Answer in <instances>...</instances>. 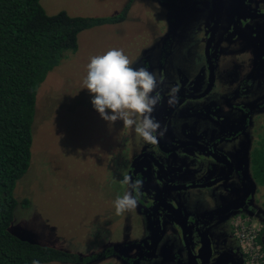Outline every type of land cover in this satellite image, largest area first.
<instances>
[{"label":"flooded vegetation","instance_id":"af4514ba","mask_svg":"<svg viewBox=\"0 0 264 264\" xmlns=\"http://www.w3.org/2000/svg\"><path fill=\"white\" fill-rule=\"evenodd\" d=\"M138 1L174 21L131 65L157 76L162 99L152 116L164 135L156 144L138 137L128 152L120 142L94 154L96 160L117 162L119 168L111 170L123 194L124 174L143 181L134 193L137 222L128 220L125 236H103L96 249L84 253L67 243L50 244L73 257L40 264H248L233 222L240 217L259 226L264 255V190L252 172L253 151L264 140V8L248 20L245 11L252 7H241L246 18L232 28L223 15L224 0ZM242 37L255 47L234 71L221 54L241 49ZM179 52L183 64L172 58ZM171 87L179 89L172 106ZM110 164L97 161L103 177Z\"/></svg>","mask_w":264,"mask_h":264},{"label":"rangeland","instance_id":"374dc122","mask_svg":"<svg viewBox=\"0 0 264 264\" xmlns=\"http://www.w3.org/2000/svg\"><path fill=\"white\" fill-rule=\"evenodd\" d=\"M128 1L39 0L46 13L64 9L71 15L91 16L116 14ZM248 5L252 10L246 9L245 13L251 20L250 13L262 11L264 0H224L223 15L232 28L246 18L240 9ZM154 7L156 10L132 0L121 20L81 29L76 36V49L66 51L46 73L36 92L29 164L12 190L17 203L8 230L14 235L39 244L60 243L59 248L68 244L73 251L84 253L96 249L99 239H105L103 236H125L128 220L137 222L134 209L121 215L115 212L114 201L124 188L116 186L111 168L118 169L119 165L110 158L96 160L94 154L115 145L118 148L120 142L123 151L128 152L138 136L132 129L124 128L122 121L109 126L100 117L91 104L92 95L83 89V78L91 57L122 49L132 61L145 47L153 45L169 24L172 28L174 21ZM254 47L245 37L241 49L223 52L221 56L231 59L234 70ZM182 54L172 58L183 64L186 59ZM114 138H118L117 144ZM97 161L111 163L107 166L108 176L103 177L105 170L101 171ZM23 198L28 202L25 206L18 202Z\"/></svg>","mask_w":264,"mask_h":264},{"label":"trees","instance_id":"16d2710c","mask_svg":"<svg viewBox=\"0 0 264 264\" xmlns=\"http://www.w3.org/2000/svg\"><path fill=\"white\" fill-rule=\"evenodd\" d=\"M126 7L107 16L46 13L39 0H0V264L71 260L61 249L30 242L8 227L17 203L12 190L27 169L37 89L66 51L77 47L86 27L119 21ZM253 176L264 185V140L253 151ZM23 206L26 198L18 201Z\"/></svg>","mask_w":264,"mask_h":264},{"label":"clouds","instance_id":"9594fccd","mask_svg":"<svg viewBox=\"0 0 264 264\" xmlns=\"http://www.w3.org/2000/svg\"><path fill=\"white\" fill-rule=\"evenodd\" d=\"M131 65L132 61L122 49H111L103 55L93 56L83 78V89L92 95L93 108L109 126L122 121L124 128L132 129L146 143L156 144L158 136L164 135L160 123L152 116L162 99L157 91V76L145 67ZM178 91V87L170 88V106L177 102ZM121 184L127 186V190L114 201L117 215L137 207L134 193L138 194L143 181H133L130 175L124 174ZM32 264H39V261L33 260Z\"/></svg>","mask_w":264,"mask_h":264},{"label":"built area","instance_id":"2783aa9c","mask_svg":"<svg viewBox=\"0 0 264 264\" xmlns=\"http://www.w3.org/2000/svg\"><path fill=\"white\" fill-rule=\"evenodd\" d=\"M234 234L243 250L248 264H263L264 255L257 239L259 226L236 217L233 222Z\"/></svg>","mask_w":264,"mask_h":264},{"label":"water","instance_id":"95a60500","mask_svg":"<svg viewBox=\"0 0 264 264\" xmlns=\"http://www.w3.org/2000/svg\"><path fill=\"white\" fill-rule=\"evenodd\" d=\"M13 234V233H12ZM18 237V236H17ZM20 238V237H19ZM21 239H23V238H21ZM26 240V239H25ZM30 242H33V241H30Z\"/></svg>","mask_w":264,"mask_h":264}]
</instances>
